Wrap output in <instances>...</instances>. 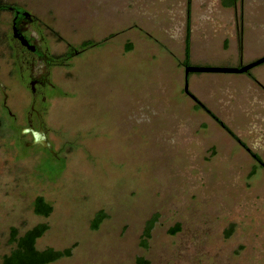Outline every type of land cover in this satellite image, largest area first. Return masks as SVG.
<instances>
[{"label":"rangeland","instance_id":"obj_1","mask_svg":"<svg viewBox=\"0 0 264 264\" xmlns=\"http://www.w3.org/2000/svg\"><path fill=\"white\" fill-rule=\"evenodd\" d=\"M0 1L34 16L60 63L42 90L49 154L21 134L31 97L11 78L2 18L0 264L10 229L39 223L37 249L70 250L50 264H264V63L186 80L182 65L187 25L188 67L264 57V0Z\"/></svg>","mask_w":264,"mask_h":264},{"label":"flooded vegetation","instance_id":"obj_2","mask_svg":"<svg viewBox=\"0 0 264 264\" xmlns=\"http://www.w3.org/2000/svg\"><path fill=\"white\" fill-rule=\"evenodd\" d=\"M3 17H5L4 25L7 29L6 41L11 58V67L14 70L11 78L18 85L25 87L31 97L29 109L25 112L27 126L23 128L24 133L21 131V134H31L30 144L45 148L50 154V146L42 138L43 123L40 108H42L41 104L45 101L42 90L46 86L54 87L49 80L51 68L60 66V63L48 52L47 47L43 48L41 46L44 38L34 16L20 6H13L0 1V24L3 22ZM75 53L76 51L73 52V54ZM64 59L68 61L72 58L67 59L64 57ZM187 67L184 66V69L186 70ZM0 90L4 93V106L7 94H5L1 85ZM186 94L188 93L186 92ZM4 109L12 116L8 108L5 107ZM34 121H36L37 129H35Z\"/></svg>","mask_w":264,"mask_h":264},{"label":"trees","instance_id":"obj_3","mask_svg":"<svg viewBox=\"0 0 264 264\" xmlns=\"http://www.w3.org/2000/svg\"><path fill=\"white\" fill-rule=\"evenodd\" d=\"M238 0H223L222 4L225 7H233ZM190 32L189 26H186V36L184 40V62L183 66H188V60L190 55ZM84 47L89 45V42L82 44ZM74 49L67 51L64 55L65 58H72ZM77 53V51H76ZM65 61V59H63ZM257 158L256 156H254ZM264 167V166H263ZM33 212L35 215L46 218L52 213V206L48 204L44 198L36 197L33 201ZM104 215L102 212H98L93 220V227L102 221ZM155 220L152 219L148 222L147 226L143 230L141 246L146 248L147 239L150 237V231L153 228ZM48 230L46 223H39L29 230H26L22 235L18 234L16 228L10 229L9 243L12 245L10 251L3 255L1 258V264H50L61 258L70 255V250H54L52 248H45L39 250L36 247V242L43 234ZM178 230V226L170 233H174ZM136 264H146L141 258H137Z\"/></svg>","mask_w":264,"mask_h":264},{"label":"water","instance_id":"obj_4","mask_svg":"<svg viewBox=\"0 0 264 264\" xmlns=\"http://www.w3.org/2000/svg\"><path fill=\"white\" fill-rule=\"evenodd\" d=\"M262 63H264V57L240 68L187 67L185 70V80L187 79V75L189 73H246L253 67ZM184 92H187V83L184 85Z\"/></svg>","mask_w":264,"mask_h":264}]
</instances>
